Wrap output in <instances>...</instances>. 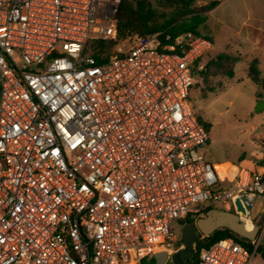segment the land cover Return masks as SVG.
<instances>
[{
  "label": "built area",
  "instance_id": "2783aa9c",
  "mask_svg": "<svg viewBox=\"0 0 264 264\" xmlns=\"http://www.w3.org/2000/svg\"><path fill=\"white\" fill-rule=\"evenodd\" d=\"M119 3L0 0V264L168 261L173 222L240 195L264 207V170L221 175L188 103L209 39L133 34L105 62L86 53L115 38ZM249 241L193 264H252Z\"/></svg>",
  "mask_w": 264,
  "mask_h": 264
},
{
  "label": "rangeland",
  "instance_id": "374dc122",
  "mask_svg": "<svg viewBox=\"0 0 264 264\" xmlns=\"http://www.w3.org/2000/svg\"><path fill=\"white\" fill-rule=\"evenodd\" d=\"M209 1L197 0L195 5L200 7ZM248 1L253 2L222 0L219 7L207 12L201 30L211 37L212 45L201 58V65L222 52L238 56V60L234 64L232 78L216 76L210 80L218 88L205 99L200 96L204 84L196 77L188 95V103L195 117L209 124L206 157L214 163L225 164L219 169L220 174L227 167L239 163L245 167L257 166V170L259 166L264 168V109L256 111L257 102L264 103V91L247 76L249 62L256 59V65L264 77V29L252 28L249 22H245L248 13L244 12V5L249 4ZM262 3L264 5V1ZM129 36L124 37L119 44H125ZM126 48L127 45H124L123 50ZM254 199L249 216L241 212L238 214L247 223L259 225L255 238L259 244H264V220L259 219L256 223L251 217L259 212L264 214V207L259 197L255 196ZM215 207L235 211L231 206L229 209L224 208L222 203ZM181 228V225L173 222L172 230L177 234V240L169 245L171 250L182 248V245L177 246ZM252 264H264L259 253L255 254Z\"/></svg>",
  "mask_w": 264,
  "mask_h": 264
},
{
  "label": "trees",
  "instance_id": "16d2710c",
  "mask_svg": "<svg viewBox=\"0 0 264 264\" xmlns=\"http://www.w3.org/2000/svg\"><path fill=\"white\" fill-rule=\"evenodd\" d=\"M196 1L197 0H120L115 15V38L91 40L87 45V53L93 56L98 63L105 62L113 55L115 47L119 45L122 39L133 34L146 37L155 32H162L164 35L175 37L182 33L192 32L211 41V37L208 36L207 33H203L201 27L204 26L207 19V12L212 10L218 4V1L210 0L200 7L195 5ZM201 58L195 61V66H198ZM237 60L238 56L222 52L218 53L213 58L207 59L201 69L194 70L193 77H196L204 84L200 91L201 98L205 99L209 93L214 92L218 88L210 83L212 78L216 76L233 77L234 64ZM247 76L264 91V77L261 75L256 65V59H252L249 62ZM196 119L208 132L209 124L201 121L199 118ZM231 208L234 209L233 204H231ZM210 209L212 208L205 209L203 214ZM251 217L257 221L256 223L259 222V219L264 220V214H262V212L255 213ZM194 221L193 217L188 216L178 224L182 226L185 223H192ZM227 237H233L237 241L250 246L249 240L238 236L228 228H219L208 236L201 235L195 242L193 247L194 256L190 264L196 261L198 252L201 248H208L217 240ZM257 253L260 254L264 262L263 243L258 245ZM140 264L156 263L153 256L150 255L144 258Z\"/></svg>",
  "mask_w": 264,
  "mask_h": 264
},
{
  "label": "water",
  "instance_id": "95a60500",
  "mask_svg": "<svg viewBox=\"0 0 264 264\" xmlns=\"http://www.w3.org/2000/svg\"><path fill=\"white\" fill-rule=\"evenodd\" d=\"M261 109H264V103L258 101L256 104V111ZM252 203V197L240 195L238 199L233 202L235 211L217 208L210 209L203 216L195 219L194 222L183 224L180 242L177 243V246L182 245V248L179 252L171 255L169 258L171 264H189L194 256L192 247L195 242L201 235L208 236L219 228H228L242 238L254 240L259 231V225L247 223L238 214L241 212L243 215L249 216ZM152 256L156 264H164L167 259V251H158L153 253Z\"/></svg>",
  "mask_w": 264,
  "mask_h": 264
},
{
  "label": "crops",
  "instance_id": "0c3cea01",
  "mask_svg": "<svg viewBox=\"0 0 264 264\" xmlns=\"http://www.w3.org/2000/svg\"><path fill=\"white\" fill-rule=\"evenodd\" d=\"M252 1H253L252 3H250L248 1L249 4L245 3V5H244V7H245L244 12L248 13L247 19L245 20V22H247V23L249 22L252 28L264 29V5L262 3L264 0H252ZM221 3H222V0H219L218 4L215 6L214 9L219 7L221 5ZM255 42L257 43L259 41L255 40ZM208 160L214 165V167L217 171H220L219 169L225 165V164L214 163L210 159H208ZM239 165H241V163H239L238 165H232V166H239ZM256 167L257 166L248 167V168L256 169ZM259 167H260L259 171L264 170V168L262 166H259ZM222 174H223V172L221 173V175ZM252 206H254V201L252 203Z\"/></svg>",
  "mask_w": 264,
  "mask_h": 264
},
{
  "label": "flooded vegetation",
  "instance_id": "af4514ba",
  "mask_svg": "<svg viewBox=\"0 0 264 264\" xmlns=\"http://www.w3.org/2000/svg\"><path fill=\"white\" fill-rule=\"evenodd\" d=\"M215 208H217V209H221V208H218V207H213L212 209H215ZM192 249H193V247H192ZM194 251V250H193ZM177 252H179V250L177 251ZM165 264H171V261L170 260H168V261H166V263Z\"/></svg>",
  "mask_w": 264,
  "mask_h": 264
}]
</instances>
